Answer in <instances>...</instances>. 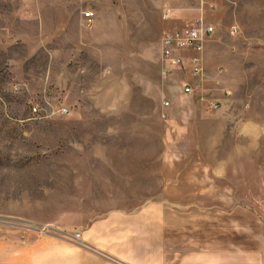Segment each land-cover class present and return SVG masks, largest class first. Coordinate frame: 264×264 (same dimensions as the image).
<instances>
[{"label":"rangeland","instance_id":"rangeland-1","mask_svg":"<svg viewBox=\"0 0 264 264\" xmlns=\"http://www.w3.org/2000/svg\"><path fill=\"white\" fill-rule=\"evenodd\" d=\"M56 1L0 0V239L162 202L178 249L264 264V0ZM201 7L202 72L165 75Z\"/></svg>","mask_w":264,"mask_h":264},{"label":"crops","instance_id":"crops-1","mask_svg":"<svg viewBox=\"0 0 264 264\" xmlns=\"http://www.w3.org/2000/svg\"><path fill=\"white\" fill-rule=\"evenodd\" d=\"M62 228L66 233L0 239V264H221L215 239L191 256L187 248L178 249L174 242L189 235L173 232L174 218L162 202L109 212L76 230ZM74 233H80L79 241L65 235ZM228 264H236V256Z\"/></svg>","mask_w":264,"mask_h":264},{"label":"built area","instance_id":"built-area-1","mask_svg":"<svg viewBox=\"0 0 264 264\" xmlns=\"http://www.w3.org/2000/svg\"><path fill=\"white\" fill-rule=\"evenodd\" d=\"M202 4L212 3L215 0H200ZM200 16L185 24L182 28H176L165 32L163 37V50L162 60L164 62V73L167 75L176 68L184 69L186 67V60L191 65V72L194 75H199L203 68V57L206 44L209 43L212 36L215 34L214 26L210 25L209 20L205 17L204 7L199 9ZM84 24L87 27H92L95 22V13L93 11L85 12ZM165 19L169 20L172 16L167 11L165 13ZM238 33L237 26L231 28V34ZM184 93L186 95H192L193 89L185 86ZM169 103L165 106L169 107ZM41 109L34 107L33 112L39 113ZM66 110H62L65 113ZM62 113V114H63ZM72 239L79 241L80 233L65 234Z\"/></svg>","mask_w":264,"mask_h":264}]
</instances>
